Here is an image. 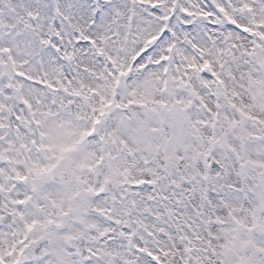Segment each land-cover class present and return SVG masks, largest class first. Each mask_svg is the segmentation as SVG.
Segmentation results:
<instances>
[{"label":"snow or ice","instance_id":"snow-or-ice-1","mask_svg":"<svg viewBox=\"0 0 264 264\" xmlns=\"http://www.w3.org/2000/svg\"><path fill=\"white\" fill-rule=\"evenodd\" d=\"M0 264H264V0H0Z\"/></svg>","mask_w":264,"mask_h":264}]
</instances>
